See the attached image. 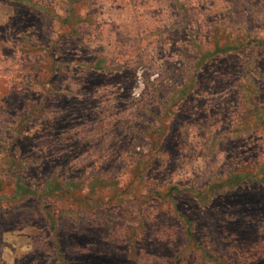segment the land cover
I'll return each mask as SVG.
<instances>
[{
	"label": "rangeland",
	"instance_id": "374dc122",
	"mask_svg": "<svg viewBox=\"0 0 264 264\" xmlns=\"http://www.w3.org/2000/svg\"><path fill=\"white\" fill-rule=\"evenodd\" d=\"M0 264H264V0H0Z\"/></svg>",
	"mask_w": 264,
	"mask_h": 264
}]
</instances>
